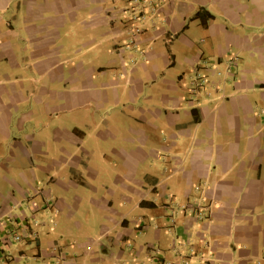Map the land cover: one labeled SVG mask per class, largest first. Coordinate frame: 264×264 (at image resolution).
<instances>
[{
	"label": "crops",
	"instance_id": "obj_1",
	"mask_svg": "<svg viewBox=\"0 0 264 264\" xmlns=\"http://www.w3.org/2000/svg\"><path fill=\"white\" fill-rule=\"evenodd\" d=\"M7 231L0 264H264V0H0Z\"/></svg>",
	"mask_w": 264,
	"mask_h": 264
},
{
	"label": "built area",
	"instance_id": "obj_2",
	"mask_svg": "<svg viewBox=\"0 0 264 264\" xmlns=\"http://www.w3.org/2000/svg\"><path fill=\"white\" fill-rule=\"evenodd\" d=\"M218 74H220V73L218 72ZM228 74H229V69L225 72L224 75L227 76ZM203 82H204V80H201V82L198 83V86H201ZM39 193H41V189L35 188V190L33 191L32 195H38ZM32 195H29V197L32 196ZM9 222H13V221L11 220L10 217H7V223H9ZM26 224H28V223L27 222H23L21 224V226L24 229V231H26L29 234L28 227H27ZM23 235H24L23 233H18L16 231H7L0 238L1 245L8 246V245H11L13 243L21 242L23 240V238H24Z\"/></svg>",
	"mask_w": 264,
	"mask_h": 264
},
{
	"label": "rangeland",
	"instance_id": "obj_3",
	"mask_svg": "<svg viewBox=\"0 0 264 264\" xmlns=\"http://www.w3.org/2000/svg\"><path fill=\"white\" fill-rule=\"evenodd\" d=\"M40 189V188H39Z\"/></svg>",
	"mask_w": 264,
	"mask_h": 264
}]
</instances>
